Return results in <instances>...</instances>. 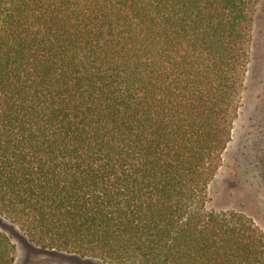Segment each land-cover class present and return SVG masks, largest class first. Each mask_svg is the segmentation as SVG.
Wrapping results in <instances>:
<instances>
[{
  "label": "trees",
  "instance_id": "1",
  "mask_svg": "<svg viewBox=\"0 0 264 264\" xmlns=\"http://www.w3.org/2000/svg\"><path fill=\"white\" fill-rule=\"evenodd\" d=\"M258 2L0 0V216L105 264H264L261 227L207 206Z\"/></svg>",
  "mask_w": 264,
  "mask_h": 264
},
{
  "label": "rangeland",
  "instance_id": "2",
  "mask_svg": "<svg viewBox=\"0 0 264 264\" xmlns=\"http://www.w3.org/2000/svg\"><path fill=\"white\" fill-rule=\"evenodd\" d=\"M209 209L238 211L264 231V0H259L241 108L223 164L208 189ZM0 229L15 245L13 264H105L36 247L12 222L0 216Z\"/></svg>",
  "mask_w": 264,
  "mask_h": 264
}]
</instances>
